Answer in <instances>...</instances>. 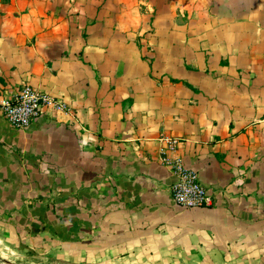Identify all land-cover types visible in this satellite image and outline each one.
Masks as SVG:
<instances>
[{
    "label": "crops",
    "instance_id": "obj_1",
    "mask_svg": "<svg viewBox=\"0 0 264 264\" xmlns=\"http://www.w3.org/2000/svg\"><path fill=\"white\" fill-rule=\"evenodd\" d=\"M3 264H264V0H0ZM211 198L175 201L161 136Z\"/></svg>",
    "mask_w": 264,
    "mask_h": 264
},
{
    "label": "built area",
    "instance_id": "obj_2",
    "mask_svg": "<svg viewBox=\"0 0 264 264\" xmlns=\"http://www.w3.org/2000/svg\"><path fill=\"white\" fill-rule=\"evenodd\" d=\"M48 108L68 110L69 105L65 100L29 82L24 83L11 96L0 98V110L9 122L17 127L28 125L32 119L43 115ZM161 139L165 142L161 160L171 168L174 175L172 191L175 201L185 207L210 204V195L198 172L174 154L180 139L167 134L162 135Z\"/></svg>",
    "mask_w": 264,
    "mask_h": 264
},
{
    "label": "rangeland",
    "instance_id": "obj_3",
    "mask_svg": "<svg viewBox=\"0 0 264 264\" xmlns=\"http://www.w3.org/2000/svg\"><path fill=\"white\" fill-rule=\"evenodd\" d=\"M0 264H3V263L0 262Z\"/></svg>",
    "mask_w": 264,
    "mask_h": 264
}]
</instances>
